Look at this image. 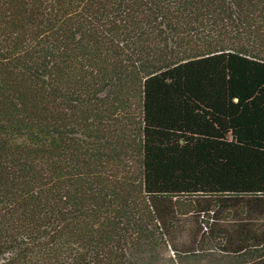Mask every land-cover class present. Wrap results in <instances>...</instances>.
Here are the masks:
<instances>
[{
    "label": "trees",
    "instance_id": "16d2710c",
    "mask_svg": "<svg viewBox=\"0 0 264 264\" xmlns=\"http://www.w3.org/2000/svg\"><path fill=\"white\" fill-rule=\"evenodd\" d=\"M209 251L264 264V0H0V264Z\"/></svg>",
    "mask_w": 264,
    "mask_h": 264
},
{
    "label": "rangeland",
    "instance_id": "374dc122",
    "mask_svg": "<svg viewBox=\"0 0 264 264\" xmlns=\"http://www.w3.org/2000/svg\"><path fill=\"white\" fill-rule=\"evenodd\" d=\"M217 224L222 230L226 229L227 231H229L231 236L235 235V232H233L234 224L230 220H226L224 216L221 218V220L217 221ZM198 226H199V223L197 224L194 222V219H190V221H188L187 225L184 227L185 231H183L180 234H177L178 236V238L176 239L177 245H179L180 247H184V248L189 247L188 249H193V248L196 249L197 247H194L195 238L193 237V234L195 232L201 233V227H198ZM218 236H223V235L218 234ZM172 254L173 252H170V255ZM200 258H201L200 262H197L198 264H208L210 261L209 258L218 259L220 264L239 263V258H237L235 254H232V253L227 254V252L212 253L209 251V253L208 252L205 253L204 258L202 257Z\"/></svg>",
    "mask_w": 264,
    "mask_h": 264
}]
</instances>
